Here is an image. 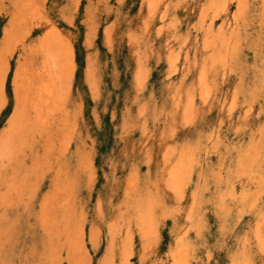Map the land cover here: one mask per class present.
Instances as JSON below:
<instances>
[{"label": "bare ground", "instance_id": "obj_1", "mask_svg": "<svg viewBox=\"0 0 264 264\" xmlns=\"http://www.w3.org/2000/svg\"><path fill=\"white\" fill-rule=\"evenodd\" d=\"M126 1L117 0L104 40L110 48L124 30L134 61L127 131L140 140L126 153L134 163L109 224L105 264H264V107L256 110L264 100V0H134L135 20L121 15ZM28 7L16 0L7 36L25 22ZM35 52V90L23 106L17 87L14 118L0 139L3 164L24 129L46 133L55 115L68 119L73 55L55 28ZM153 61L166 68L160 103L147 95ZM232 77L239 82L230 92ZM43 222L57 228L52 263L84 264L70 215L58 220L53 212Z\"/></svg>", "mask_w": 264, "mask_h": 264}, {"label": "rangeland", "instance_id": "obj_2", "mask_svg": "<svg viewBox=\"0 0 264 264\" xmlns=\"http://www.w3.org/2000/svg\"><path fill=\"white\" fill-rule=\"evenodd\" d=\"M26 1L25 22L15 36H7L16 0H0V139L14 118L17 87L21 103L35 90L33 80L41 65L35 45L50 28L62 35L73 55L74 70L67 86L68 119L55 115L46 133L27 127L10 145L13 148L7 155L11 160L6 164L0 160V264H55L50 247L58 243L53 242L57 228L49 229L43 222L53 212L58 220L70 215L74 231L70 229L82 239L84 264H105L110 258L109 224L118 213L128 169L134 163L126 153L140 140L127 131L134 61L121 38L124 30H117L119 35L110 48L104 40L107 23L115 18L117 0ZM121 12L123 18L135 20L139 7L127 0ZM149 73L147 95L152 93L157 102H163L166 68L153 61ZM237 81L231 78L230 92ZM263 101L257 104V112L264 107ZM219 113L218 108L210 120L215 122ZM66 133L72 137L64 152ZM65 200L68 211L63 207ZM93 230L97 234L92 237Z\"/></svg>", "mask_w": 264, "mask_h": 264}]
</instances>
